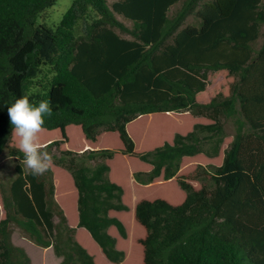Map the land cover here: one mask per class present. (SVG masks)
Returning <instances> with one entry per match:
<instances>
[{"label": "trees", "instance_id": "1", "mask_svg": "<svg viewBox=\"0 0 264 264\" xmlns=\"http://www.w3.org/2000/svg\"><path fill=\"white\" fill-rule=\"evenodd\" d=\"M179 2L74 0L52 29L36 19L56 0H0V156L22 162L7 107L25 95L50 100L40 145L57 153L42 175L20 169L8 187L0 180V264H31L11 240L14 226L52 248L60 264H264V40L253 47L264 7L183 0L169 17ZM188 17L195 22L186 25ZM221 72L231 79L228 94L211 95L208 77ZM155 115L188 119L173 129L189 130H169L138 152L137 124L148 130ZM228 121L235 132L224 147ZM72 130L84 143L77 151L69 148ZM105 134H116L121 148H97ZM116 156L147 166L129 174L133 189L175 183L180 199L125 202ZM200 157L220 163L181 173L184 160ZM55 169L71 180H55ZM120 216L132 223L131 238Z\"/></svg>", "mask_w": 264, "mask_h": 264}, {"label": "rangeland", "instance_id": "2", "mask_svg": "<svg viewBox=\"0 0 264 264\" xmlns=\"http://www.w3.org/2000/svg\"><path fill=\"white\" fill-rule=\"evenodd\" d=\"M74 0H56L54 6L47 8L43 11L40 16L36 19L37 25H43L48 28L54 29L57 27L63 15L67 12L70 8L72 2ZM107 4L111 6L117 0H106ZM183 0H181L182 2ZM208 1V0H206ZM181 2L171 7L170 12L168 14L169 17H172L181 7ZM262 6L264 7V0H261ZM92 18H96L95 14H91ZM117 19L122 22L126 27L131 28L132 23L125 20L121 16L116 15ZM195 20L192 17H188L186 20V25L190 23H194ZM83 23L80 22L76 27V34L81 32ZM118 32V31H116ZM264 40V24L261 26V37L260 39L254 44V49L257 50ZM209 89H211L210 94L215 95L217 93H222L224 95L228 94V86L231 81L224 72L221 73H213L209 75ZM163 115V114H162ZM162 115H155L151 118V128L146 130L145 127H139V123L137 124V134L134 136V140L136 143V149L138 152H146L154 149V145L160 141L162 137L166 135V133L171 130L170 134H174L176 132L185 133L189 130L188 127H181L180 129H173L179 128V126L185 124L187 125L190 120H185L180 123V120L173 119L171 117L165 118ZM147 118V117H145ZM144 122L147 121L146 119L143 120ZM142 124V122H141ZM225 131L227 138L224 143V147L231 141L232 136L234 135V126L231 121H228L225 126ZM69 148L70 150L77 151L79 148L84 146L83 140L78 134L76 130H72L69 132ZM46 139V135L42 132L38 133V142L41 144ZM14 142L18 147V138L14 136ZM161 142H159L160 144ZM96 145V144H92ZM97 148H104V149H119L121 148V143L118 139L116 134H105L100 139V142L96 145ZM51 155H57L56 151H52ZM220 163L219 159L207 160L203 157L196 158L193 160H184L181 166V173L191 172L197 165L206 166L208 164L217 165ZM112 170L113 174L116 175L117 178L120 180V184L124 188L125 194L127 199L125 202L130 204L132 200H134L137 196L146 197V198H165L169 200H179L181 197L180 190L176 186L175 183H166L162 186H157L155 188H151L150 190H135L131 187V182L129 181V174L137 171H142L147 168V166L135 159L116 156L112 162ZM22 169L25 173H27L28 169L24 166V164L19 161L18 159L11 157L8 155L7 151L3 152L0 156V180L4 182L7 187L11 182H14L18 176V170ZM67 178L70 179L69 175L62 171L61 169L54 170V179L59 181L63 180L65 183L67 182ZM71 180V179H70ZM69 203L73 206L71 210L68 209L67 214L69 217V225L71 227L76 226V210H75V203L72 200H69ZM73 203V204H72ZM120 218L124 221L126 228L128 229L129 236H134L133 234V225L130 221L124 219L123 216ZM57 220L54 219V222ZM83 231V230H81ZM138 231V229H137ZM139 234V231H138ZM129 238V239H130ZM50 239L52 236L50 235ZM14 245L23 248V250L27 253L31 260V264H60V259L57 258L52 251V248L49 249H42L36 246L34 243L29 241L26 237H24L23 233L17 228L13 227V235L11 239ZM53 240V239H52ZM84 247L91 253L92 249L90 247L89 242L87 243L86 239L83 238L81 241ZM129 245V242H128ZM130 246V245H129ZM125 247V246H124ZM125 252H128L129 249L124 248ZM98 263V262H97ZM99 264H102L99 261Z\"/></svg>", "mask_w": 264, "mask_h": 264}, {"label": "clouds", "instance_id": "3", "mask_svg": "<svg viewBox=\"0 0 264 264\" xmlns=\"http://www.w3.org/2000/svg\"><path fill=\"white\" fill-rule=\"evenodd\" d=\"M11 135L18 138V150L23 153L22 163L26 169L35 175H42L54 161L51 155L41 149L38 133L43 130L45 118L52 115L50 100H40L32 103L28 96L16 98L7 107Z\"/></svg>", "mask_w": 264, "mask_h": 264}, {"label": "crops", "instance_id": "4", "mask_svg": "<svg viewBox=\"0 0 264 264\" xmlns=\"http://www.w3.org/2000/svg\"><path fill=\"white\" fill-rule=\"evenodd\" d=\"M54 219H56V218H54ZM54 219H53V222H54ZM57 220V219H56ZM57 222V221H56ZM56 222H54V223H56ZM12 235H13V233H12ZM12 235H11V239H12ZM13 242V241H12ZM14 244V243H13ZM21 248V247H20ZM23 249V248H22ZM49 249V248H48ZM54 254V253H53ZM60 262H61V260H60Z\"/></svg>", "mask_w": 264, "mask_h": 264}]
</instances>
